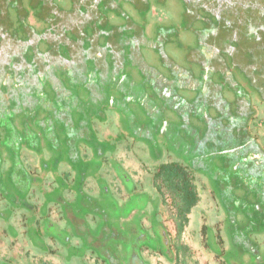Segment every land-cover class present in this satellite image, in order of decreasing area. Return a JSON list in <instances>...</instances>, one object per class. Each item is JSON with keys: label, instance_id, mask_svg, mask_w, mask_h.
<instances>
[{"label": "flooded vegetation", "instance_id": "af4514ba", "mask_svg": "<svg viewBox=\"0 0 264 264\" xmlns=\"http://www.w3.org/2000/svg\"><path fill=\"white\" fill-rule=\"evenodd\" d=\"M141 1L148 5L149 0ZM178 1L198 22L195 45L182 63L161 50L166 71L145 64L143 74L132 60L137 46L147 41L150 49L159 50L177 32L160 28L148 36L146 22L143 33L128 36L120 20L132 14L131 0H0V117L5 123L16 120L8 104L12 99L17 109L31 101L39 107L42 99L59 118L68 112L66 124L73 128L80 123L73 109L95 94L103 112L127 118L112 120L109 134L116 140L111 144L100 145L102 139L95 136L89 145L93 157L101 152L108 165L97 182L105 203L98 210V251L81 243L74 231L79 197L54 177L66 158L57 156L56 162L51 156L39 172L46 179L39 187L37 176L6 154L0 136V264H31L36 254L64 264H200L178 238L188 226L212 264H264L260 242L246 238L251 227L247 222L237 226L228 202L234 189L264 197V140L259 138L264 126L249 120L252 97L264 98L255 74L264 44L246 47L247 57L231 56L224 47L232 41L237 49L227 35L236 25L255 42L264 37V14L259 24L249 22L251 11L263 10L236 5L227 11L218 0ZM170 9H152L151 15L155 22L167 20L163 17ZM46 11L54 14L53 22L43 21ZM158 53L152 49L154 58ZM4 126L0 121V130ZM71 128L62 134L66 139L72 137ZM28 134L35 136L32 129ZM57 138L53 142L59 144ZM120 154L137 169L128 170ZM88 199L93 201L92 194ZM193 200L179 233L177 212ZM91 220L97 225V217L82 216L89 232L95 228Z\"/></svg>", "mask_w": 264, "mask_h": 264}, {"label": "rangeland", "instance_id": "374dc122", "mask_svg": "<svg viewBox=\"0 0 264 264\" xmlns=\"http://www.w3.org/2000/svg\"><path fill=\"white\" fill-rule=\"evenodd\" d=\"M218 3L225 5L224 8H227V11L235 9L236 5H242L245 7L259 6L260 11L263 10L262 12L257 13L255 11H251V17L249 13L250 26L259 24L261 21V15L264 14V0H218ZM129 6L131 8L130 10L132 11V14L123 16L124 19H121V17L119 18V20L121 19L120 24L124 28V32L128 33V36L135 37L136 32H142V27L146 24V22H148L146 26L150 27V33H148V36H153V33H156L160 28L163 30H165V28H172L175 30V32H177V35L174 34L173 36H169V41L166 42L164 46L161 47V49L156 50L158 48H152L153 52L154 50L155 52H159L158 58H154L152 56V49L148 47L147 41L146 44H139L137 46V50L133 52L134 55L132 56L135 66L138 68L141 67V69H139L142 70L143 74L146 73L144 70L145 64L151 66L152 68H157L161 72H165L166 70L164 69V65L161 64V61L163 58H165V56L163 57L161 55V50L164 54L167 52V55L174 58L177 63H182L189 54V50L195 45L196 39L194 38V31H196V29L193 28V26L198 27V22L192 20V13L188 11L185 3H182L178 0L171 2H169V0H149L147 5V3H144L141 0H131ZM150 6L152 7L150 8ZM167 7H172V9H170V13H165L168 18H165V16L163 17L167 20L155 22L153 16L151 15L152 9L157 12L159 10H164V8L167 9ZM149 8L150 11L148 12ZM202 9V11L206 12V9ZM211 10L216 12V10L213 8ZM246 14L247 13H245V15ZM202 15L204 14L201 12V16ZM240 16L242 17V15ZM139 17L144 18V20L142 18L139 19ZM54 19V14L51 11H46L43 14V21L46 23H51L54 21ZM18 22L21 25L24 24L22 19ZM153 23L155 24V28L152 31L151 27L154 26ZM230 29L227 30V35L234 39V41H236L238 44L237 49H234L232 41L229 42V45H224L225 50H227L231 56L236 54V56L240 55L247 57L248 48L246 47H249L250 45L253 46L257 44H264L263 36H259L257 42L253 41V39L247 38V36L245 37L240 25L232 27V30ZM177 30L181 31L178 32ZM219 36H221V34ZM145 38L147 37L145 36ZM169 49L172 51H169ZM150 55L151 58H149ZM262 57H264V53H259L258 58L260 59L256 60V73H254L258 76L256 82L260 84L264 91V58L262 59ZM98 97L99 96L97 94H95L93 98L87 95L82 99L80 108L73 109L80 122L79 125H75L73 128L66 124L67 120L65 115H67L68 112H66L64 115L60 114L63 117L59 118L58 114H55L54 109L45 104L44 100L42 99L37 101L39 102L37 103L39 107L34 106L35 102L31 101L27 103L22 109H17V102L16 100L12 99L8 104L11 112L14 109L16 120H13L12 123L10 121L5 123L3 118L0 117V121L5 125L4 128H1L0 130V136L3 138V140L5 138V143L3 144L2 148L6 150V154L10 152L11 154L15 155L20 161V165L23 166L26 171H29V174L32 176V178L37 176L34 180L37 186L42 187V184L43 186L45 185L46 179L39 175V172L46 166V162L51 160V156H53V159H55L57 156L58 158L63 157L62 160L66 158L64 161L58 163L57 169L53 172L54 177L58 181V184L63 182L68 187L71 194L74 193L79 197V199H76V201L81 204V209L78 212L72 210L74 214V231L77 234V237L82 239L81 243L85 242L88 248H95L97 251L99 247L98 242H101L98 238L100 237V234L98 233V210L101 209L105 204L103 197L100 196L97 182L100 179L101 174L108 171V165L104 162L106 161V158L104 157L105 155L101 156V152L96 151V159L93 157V152L89 145H94L95 136H97L98 139H102L99 142L100 145H105L108 143L111 144L113 140H116V135L114 136V139H112L111 135L109 134L113 127L112 120L117 119L122 123L124 118L127 119L125 116L121 115H118V117L115 115L113 118L109 111L103 112V109L101 110L99 107L101 105V99ZM260 97H252L251 99L250 105L252 113L250 112L251 116L249 117V120H251V124L257 126L261 124L264 126V98L261 100ZM88 109L91 111L85 112ZM129 114L131 117V113ZM212 115L216 117L217 112ZM17 119L19 120L17 121ZM58 120L60 121V125L56 123ZM25 122L28 123V125H25ZM30 122H32V124H29ZM70 128L72 130V137L66 139L62 134L67 132V130ZM29 129L33 130L35 136H30L28 134V137H26L27 131ZM53 130H56V132L53 133ZM60 130L62 131L59 134ZM263 131L264 129H262L260 132ZM257 132L258 130L254 131V133ZM56 134L58 136L57 139H59V144H57V142H53V137L56 136ZM83 134L87 135L86 140L84 136L83 141H81L80 137L83 136ZM20 135L21 137H18ZM18 138L25 139L26 141L15 146L14 144L17 141H13ZM259 138L264 140L263 136ZM29 155H32V157ZM120 155L123 165L128 168V170L131 171L137 169V165L133 160L126 157L123 158V154ZM55 161L58 162L60 160L55 159ZM90 169H92L93 172L95 170V174L96 172L99 173L96 175L87 173ZM80 171H82L83 175L78 174L77 177H75L74 175ZM94 175V180L89 179ZM22 176L23 178L27 176L24 171H22ZM11 185L16 186L15 178H12ZM234 192L236 194L238 193L239 195L234 193V195H231V199L228 202L233 207V214L237 215L235 217L237 226H242V223L244 222L249 224L251 229L249 232H247L248 236L246 238H252L253 242H260V255L263 257L264 263V197L261 198L254 192H244V190L234 189ZM91 194L93 196V201H89L88 199ZM237 198L239 200V205L237 202L233 203L234 201H237ZM84 214L91 216L92 219L93 216L97 217V225H94V222L91 220L92 225L95 227L94 230H91L92 232H89L86 225L83 224L82 216ZM196 214L197 212L194 213V217ZM164 216H167V214ZM171 216L172 215L170 213V219ZM80 220L81 222H79ZM170 229L172 230L171 225ZM193 231L194 227L188 226L178 238H180L182 243L189 246L190 252L195 258H198L197 260L200 262V264H212L210 258L205 255L201 246L195 242V238H193L191 235ZM88 236L90 238H86Z\"/></svg>", "mask_w": 264, "mask_h": 264}, {"label": "crops", "instance_id": "0c3cea01", "mask_svg": "<svg viewBox=\"0 0 264 264\" xmlns=\"http://www.w3.org/2000/svg\"><path fill=\"white\" fill-rule=\"evenodd\" d=\"M86 257L91 259V256H86ZM29 261L31 264H64L52 256L37 255V254L33 256L31 255Z\"/></svg>", "mask_w": 264, "mask_h": 264}, {"label": "trees", "instance_id": "16d2710c", "mask_svg": "<svg viewBox=\"0 0 264 264\" xmlns=\"http://www.w3.org/2000/svg\"><path fill=\"white\" fill-rule=\"evenodd\" d=\"M195 203L193 200L191 203L186 204L183 206L182 209H180L177 212V216L175 217V220L177 221V227H178V232L180 233L184 227V225L187 223L186 219V214L189 211L190 207ZM187 252V251H186ZM188 260V259H187Z\"/></svg>", "mask_w": 264, "mask_h": 264}]
</instances>
